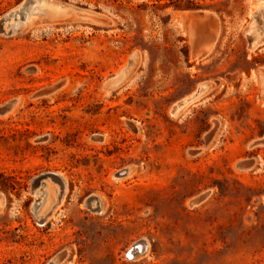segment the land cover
<instances>
[{
  "label": "rangeland",
  "instance_id": "rangeland-1",
  "mask_svg": "<svg viewBox=\"0 0 264 264\" xmlns=\"http://www.w3.org/2000/svg\"><path fill=\"white\" fill-rule=\"evenodd\" d=\"M44 1L107 22L34 11L0 31V264H264V0ZM47 172L60 202L57 180L32 188Z\"/></svg>",
  "mask_w": 264,
  "mask_h": 264
},
{
  "label": "water",
  "instance_id": "water-1",
  "mask_svg": "<svg viewBox=\"0 0 264 264\" xmlns=\"http://www.w3.org/2000/svg\"><path fill=\"white\" fill-rule=\"evenodd\" d=\"M24 3L25 1L21 5H23ZM61 8L63 9V15H70L73 18H76L81 21H90V22H95V23H106L107 22V18L101 12L96 11V10H91L86 7L77 8V7H73L70 5L61 6ZM17 9L18 8L8 12L6 15L0 18V31L1 32L4 30V22L6 21V19ZM192 15L193 17H190L188 22L186 23L187 25L186 28L189 32H192L195 29V27H197L196 28L198 31L197 33L203 34L205 30L209 29V27L213 26L214 24V16L211 13L198 12ZM204 38L205 39H200V37L196 38V42H195L196 45L193 51L194 57H196V55L198 54L200 55L204 53L206 50V46L211 42V37L207 36ZM248 42L250 44L249 38H248ZM132 59H134V56H132ZM258 75L259 77L264 79V69H260L258 71ZM113 79L117 80L116 78H113ZM113 79H111L110 81H113ZM10 106L11 104L4 106L3 108H1L0 112L7 111V109L10 108ZM123 174H125V172L118 173L117 176H121ZM49 178L53 180H57L58 182H60L61 186L62 185L64 186V179L58 173L47 172V173L41 174L37 176L36 178H34L33 186H32L33 190L36 189L40 185H44L46 179H49ZM62 194H63V191L61 190L59 194L57 195L58 200L61 199ZM92 197L93 196L91 195L88 199H91ZM43 221H45L44 218H39L37 220L39 224H42ZM48 264H55V261L52 260Z\"/></svg>",
  "mask_w": 264,
  "mask_h": 264
},
{
  "label": "bare ground",
  "instance_id": "bare-ground-1",
  "mask_svg": "<svg viewBox=\"0 0 264 264\" xmlns=\"http://www.w3.org/2000/svg\"><path fill=\"white\" fill-rule=\"evenodd\" d=\"M34 11L44 12V13H47L50 15H63V11L61 12V8L54 6L53 4L47 3L44 0H26L23 5L18 7V9L15 10V12H13L6 19V21L4 22V30L3 31H7L8 29H10V30L14 29L17 25L21 24V21L23 19L28 17V15ZM261 13H262L261 11H258L253 15L252 23H255V21H257L261 17V15H262ZM190 17H193V15H191ZM64 186H65V181H64ZM145 245H146L145 240L141 239V240L136 241L134 243V245L130 249H128L127 256L129 255V257L131 258L132 252L139 253V252L145 251V249H146ZM53 260L55 261V264H56V260L55 259H53Z\"/></svg>",
  "mask_w": 264,
  "mask_h": 264
},
{
  "label": "flooded vegetation",
  "instance_id": "flooded-vegetation-1",
  "mask_svg": "<svg viewBox=\"0 0 264 264\" xmlns=\"http://www.w3.org/2000/svg\"><path fill=\"white\" fill-rule=\"evenodd\" d=\"M258 11H261L262 15L261 17L255 21V23H252V18H253V15L258 12ZM249 31L250 33L247 35V37H249V40H250V44L249 46H253L255 43H257L262 37H264V3H262L261 5H259L256 10L253 12V14L251 15V23H250V26H249ZM253 41V43H251ZM113 82V81H112ZM201 89H199L197 92L191 94L190 96H188L187 98L181 100L180 102H178L172 109V112L175 113V110L182 107L184 104H186L189 100L193 99L197 94L198 92L200 91ZM125 172V174L121 175V176H125L127 175L129 172H130V168H125L123 170H121L119 173H123ZM62 188V189H61ZM63 191L64 193V190H65V186H59L57 188H55V196H57L59 194L60 191ZM63 196V194H62ZM55 201L57 202H60L62 200V197L60 200L57 199V197L54 199ZM90 202V203H89ZM38 204L35 202L32 206L33 210L36 211L37 209V206ZM85 205L89 208L91 207L92 209L94 210H98V211H101L102 210V201L101 199L98 198V196L96 195H93V197L91 198V200L85 202ZM146 245H147V242H146ZM145 245V247H146ZM146 250V249H145ZM141 253H144L143 252H139V253H134L132 252L131 253V258H134L136 255H140Z\"/></svg>",
  "mask_w": 264,
  "mask_h": 264
}]
</instances>
